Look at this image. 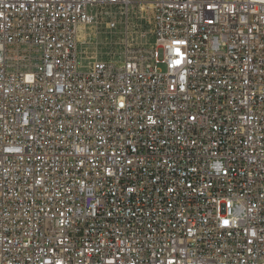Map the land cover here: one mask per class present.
I'll return each mask as SVG.
<instances>
[{"label": "built area", "instance_id": "built-area-1", "mask_svg": "<svg viewBox=\"0 0 264 264\" xmlns=\"http://www.w3.org/2000/svg\"><path fill=\"white\" fill-rule=\"evenodd\" d=\"M0 264H264V0H0Z\"/></svg>", "mask_w": 264, "mask_h": 264}]
</instances>
